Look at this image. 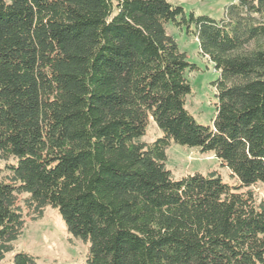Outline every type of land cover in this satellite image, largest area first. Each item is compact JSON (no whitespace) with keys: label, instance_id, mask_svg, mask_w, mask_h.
<instances>
[{"label":"trees","instance_id":"trees-1","mask_svg":"<svg viewBox=\"0 0 264 264\" xmlns=\"http://www.w3.org/2000/svg\"><path fill=\"white\" fill-rule=\"evenodd\" d=\"M167 24L219 72L211 125L186 107L195 66ZM171 143L237 182L175 178ZM46 207L86 264H264V0L219 20L169 0H0V263ZM8 264L38 262L18 250Z\"/></svg>","mask_w":264,"mask_h":264},{"label":"rangeland","instance_id":"rangeland-1","mask_svg":"<svg viewBox=\"0 0 264 264\" xmlns=\"http://www.w3.org/2000/svg\"><path fill=\"white\" fill-rule=\"evenodd\" d=\"M172 4L181 5L186 13L207 15L219 20L224 15L225 7L237 0H169ZM170 33L178 44L180 51L186 53L187 60L195 66V70L187 71L186 77L191 86V93L186 98V107L197 122L211 125L215 113L216 88L215 81L219 72L213 62L200 53L196 37L167 24ZM160 135V131L150 120L146 134L142 137L151 141ZM166 166L173 176L178 178L194 171L207 172L215 170L222 178L234 185L237 180L227 168L222 167L213 153L199 152L194 147L171 143L167 150ZM256 193L257 200L263 198L259 185L249 187ZM241 188L240 190H245ZM87 243L72 236L58 212L46 207L42 217L38 219L25 218L24 228L20 236L13 242V249L5 254L0 264H8L15 251L22 250L37 257L38 264H86Z\"/></svg>","mask_w":264,"mask_h":264}]
</instances>
